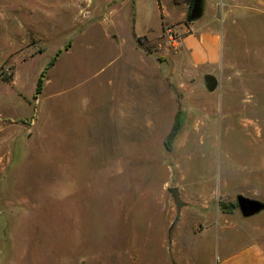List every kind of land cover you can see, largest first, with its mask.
<instances>
[{
	"label": "rangeland",
	"instance_id": "rangeland-1",
	"mask_svg": "<svg viewBox=\"0 0 264 264\" xmlns=\"http://www.w3.org/2000/svg\"><path fill=\"white\" fill-rule=\"evenodd\" d=\"M191 4L0 0V264H224L264 242V210L233 207L264 202V0H204L214 91L176 42Z\"/></svg>",
	"mask_w": 264,
	"mask_h": 264
},
{
	"label": "crops",
	"instance_id": "crops-1",
	"mask_svg": "<svg viewBox=\"0 0 264 264\" xmlns=\"http://www.w3.org/2000/svg\"><path fill=\"white\" fill-rule=\"evenodd\" d=\"M119 1L122 0H116V2ZM193 23L194 22H187V24H181L177 27V32L180 34L179 40L176 41L177 45L187 57V68L191 69L190 73L203 74L204 78L207 75L215 76L216 72L220 70L223 57L222 28H220L218 20H212L207 24L198 26L196 29L193 28ZM148 35L138 36L134 34L136 44L139 37H146ZM137 48H139L138 45ZM139 49L148 57L147 61H150L157 70H159V67H165L166 69L165 62L157 61V57L147 54L143 48ZM149 56H152L153 59L150 60ZM155 88L157 90V86H155ZM262 251H264V242H256L252 248H247L244 253L238 255L236 258L226 259L224 264L262 263L264 261V254Z\"/></svg>",
	"mask_w": 264,
	"mask_h": 264
},
{
	"label": "water",
	"instance_id": "water-1",
	"mask_svg": "<svg viewBox=\"0 0 264 264\" xmlns=\"http://www.w3.org/2000/svg\"><path fill=\"white\" fill-rule=\"evenodd\" d=\"M203 5L204 0H192L191 8L187 18L188 22L191 23L200 18V16L203 14ZM205 82L209 91H214L217 88L218 80L215 76H205ZM169 191L176 202L178 213H180L183 207L180 191L178 188H171ZM237 202L239 205V210L242 216L245 218H250L264 210V202L258 199H252L244 195H238Z\"/></svg>",
	"mask_w": 264,
	"mask_h": 264
},
{
	"label": "trees",
	"instance_id": "trees-1",
	"mask_svg": "<svg viewBox=\"0 0 264 264\" xmlns=\"http://www.w3.org/2000/svg\"><path fill=\"white\" fill-rule=\"evenodd\" d=\"M158 3H159L160 10H162L161 0H158ZM144 40H146V37H139L137 39L139 46L141 48H143L147 53L152 54L153 52H152L151 48L149 47V45L144 44ZM61 53H62V50H60L59 53L48 63L45 71L42 73V76H41L39 83H38V86H37V94L41 93V91H42V87H43V83H44V77H45L46 72L55 66V64L57 63V60H58ZM182 127H183V114L181 112H179L177 115L175 127H174V129H173V131L169 137V141L179 134ZM221 206H222V209L224 212L232 213V211L230 209H228L225 204H221ZM233 207L239 208L238 202L233 204Z\"/></svg>",
	"mask_w": 264,
	"mask_h": 264
},
{
	"label": "flooded vegetation",
	"instance_id": "flooded-vegetation-1",
	"mask_svg": "<svg viewBox=\"0 0 264 264\" xmlns=\"http://www.w3.org/2000/svg\"><path fill=\"white\" fill-rule=\"evenodd\" d=\"M190 8H191V6H190Z\"/></svg>",
	"mask_w": 264,
	"mask_h": 264
}]
</instances>
